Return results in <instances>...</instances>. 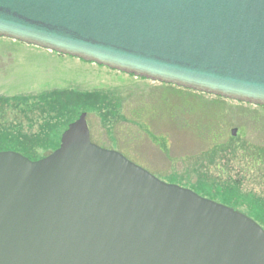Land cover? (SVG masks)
I'll return each instance as SVG.
<instances>
[{
  "label": "water",
  "instance_id": "1",
  "mask_svg": "<svg viewBox=\"0 0 264 264\" xmlns=\"http://www.w3.org/2000/svg\"><path fill=\"white\" fill-rule=\"evenodd\" d=\"M0 38L264 108V0H0ZM0 264H264V229L94 144L82 113L43 159L0 152Z\"/></svg>",
  "mask_w": 264,
  "mask_h": 264
},
{
  "label": "rangeland",
  "instance_id": "2",
  "mask_svg": "<svg viewBox=\"0 0 264 264\" xmlns=\"http://www.w3.org/2000/svg\"><path fill=\"white\" fill-rule=\"evenodd\" d=\"M67 90L113 97L119 106L123 103L120 112L124 119L115 122L112 119L102 123L97 114L87 113L91 139L104 146L102 148L113 145L119 150L124 148V141L126 144L133 143L129 146V153L125 154L133 163L165 183L188 189L198 185V169L207 160L206 155L204 159L196 156L211 147L210 139L206 137L207 126L217 127L219 124L226 137L231 129L239 127L240 121H236L239 119L233 120L225 114L222 103L206 101L211 98L184 94L159 83L0 38V105L6 100L12 101V106L30 104L32 98L41 94ZM94 100L99 101L98 98ZM5 108H0V126L10 127L7 141L15 139L16 132H31L32 135L39 132L42 117L38 111L34 110L35 119H31L35 122L31 128L23 113L14 107ZM189 108L190 112L186 113ZM139 110L143 115V122L138 124L141 129L133 120L134 111ZM71 118L70 115L62 120L50 138L33 140L30 145L33 152L48 156L55 146L59 148L63 132L78 119L67 125ZM253 137L249 134V139ZM1 149L0 152H6ZM195 169L198 173L190 178L188 175L195 174ZM208 171L210 174L214 172L213 169ZM247 188L250 189V186ZM235 210L247 215L245 207Z\"/></svg>",
  "mask_w": 264,
  "mask_h": 264
},
{
  "label": "trees",
  "instance_id": "3",
  "mask_svg": "<svg viewBox=\"0 0 264 264\" xmlns=\"http://www.w3.org/2000/svg\"><path fill=\"white\" fill-rule=\"evenodd\" d=\"M165 86L184 94L211 98L206 101L222 103L225 106V114H229L233 120L239 119L236 121H240L238 123L240 131L236 138L230 135L224 136L219 124L217 127L207 126L206 137L210 139L211 147L204 154L196 156L204 159L206 155L207 160L199 167V173L195 169V174L188 175L193 178L198 173L200 179L197 186L192 185L190 188L205 198L229 207L235 209L245 207L247 215L264 229V108L199 94L171 85ZM95 98L99 101L94 102ZM32 101L30 104H14V106L11 105L12 101L8 100L1 103L0 108L3 110H6L5 107H14L18 112L23 113L29 120L31 128L35 122L34 110L38 111L42 117L39 122L42 124L37 134L16 132L18 135L15 139L8 141L7 133L10 127L0 126V151L3 148L6 151L19 152L30 160L37 161L47 155L33 152L30 148L33 140L50 138L55 133V127L70 115L72 118L66 122L67 125L82 113H95L102 123L112 119L113 122L124 119L120 112L124 107L123 103L119 106L120 104L115 103L113 97H102L84 91H53L32 98ZM190 110L187 109L186 113ZM32 117L34 119H31ZM249 134H253L255 138L249 139ZM57 148L58 146H55L53 151ZM210 169L214 170L213 174L209 173ZM248 186L250 189L247 188Z\"/></svg>",
  "mask_w": 264,
  "mask_h": 264
},
{
  "label": "flooded vegetation",
  "instance_id": "4",
  "mask_svg": "<svg viewBox=\"0 0 264 264\" xmlns=\"http://www.w3.org/2000/svg\"><path fill=\"white\" fill-rule=\"evenodd\" d=\"M255 107V106H254ZM133 120H135V122L137 123V125L140 123H142L143 121V115H142V110H139L138 112H135L134 111V117H133ZM138 127L141 129V127L138 125ZM148 127V129L150 130V127L149 126H147ZM89 129H90V127H89ZM139 129V130H140ZM233 129H238V133H237V136H238V134H239V131H240V128L239 127H235V128H233ZM231 131H232V129H231ZM231 131H230V136L232 137V135H231ZM91 133V132H90ZM236 136V137H237ZM236 137H232V138H236ZM93 141V140H92ZM93 143H95L94 141H93ZM96 145H98V146H100V147H104V146H101L100 144H97V143H95ZM125 141H124V143H123V146H124V148L123 149H120L119 150V148L116 146V147H114L113 145H111V146H107V147H105L106 149H109V150H115V151H118V152H120L121 154H123V155H125V154H128L129 153V146L131 145V144H133V143H131V144H126V147H125ZM128 148V149H127ZM128 158V157H127ZM129 159V158H128ZM190 190H192V189H190Z\"/></svg>",
  "mask_w": 264,
  "mask_h": 264
}]
</instances>
